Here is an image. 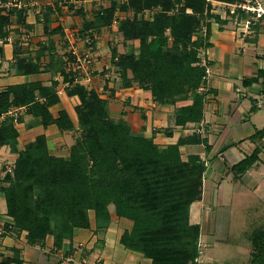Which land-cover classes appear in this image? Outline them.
<instances>
[{"label": "crops", "instance_id": "obj_1", "mask_svg": "<svg viewBox=\"0 0 264 264\" xmlns=\"http://www.w3.org/2000/svg\"><path fill=\"white\" fill-rule=\"evenodd\" d=\"M10 1L0 0L2 3ZM113 1L122 4L128 0H25L28 3L23 9L0 8V13H10L11 20L6 35L0 36V92L13 85L41 82L50 86L57 81L56 92L61 102L50 111L55 118L60 111H66L75 129L61 131L55 124L44 127L28 113V107H12L8 113L0 111V126L6 118L13 117L19 132V150L37 136L45 135L50 154L68 158L79 134L76 107L80 104L79 97L69 92L74 84L80 83L105 99L110 118L126 122L133 135L153 138L161 148L187 139L188 143L180 146L183 159L196 155L205 165L203 195L191 205L189 215L190 223L201 228L196 264H251L254 231L245 236L241 254L231 251L219 254L216 248L220 243L228 244L231 235L227 223L232 218L234 203L223 201L224 190L231 191L241 202H248L245 192L264 194V136H258L264 130V86L262 79L251 85L245 83L264 70V18L246 27V19L253 14L241 10V14L236 15L238 6L247 1L264 9V0H238L235 4L210 1V13L215 17L205 15L197 34L209 43L200 51L201 64L207 71L205 84L200 89L206 98L204 117L186 125H176V115L179 108L191 105L192 101L160 104L150 90L137 83L123 86L113 61V49L114 43H123L124 47L133 42L124 41L119 32L121 20L131 16L133 11H117L110 25L90 27L95 15L109 8ZM27 35L31 36L29 40ZM90 39L95 60L92 82L88 84L78 79L79 73L71 63L73 47L83 51L85 41ZM58 59L63 62V73L54 67ZM22 60L23 65L38 67L39 71L26 74L18 67ZM65 75L73 82L65 81ZM128 77L132 78L131 72ZM255 151L259 152V160L245 173L237 175L232 167ZM17 157L10 147L0 146V228L3 232L0 264H83V260L85 264L151 263L121 244L122 235L130 232L134 223L118 217L113 205L109 206L111 222L106 229H98L94 211H90V227L66 236L62 248H57L53 236H48L43 245L30 244L27 232L14 226L1 191L2 182L12 173ZM227 180L231 184L225 186ZM213 187H217V193ZM262 209L260 220L264 223ZM203 254L206 255L203 257ZM219 255L223 256L218 258Z\"/></svg>", "mask_w": 264, "mask_h": 264}, {"label": "trees", "instance_id": "obj_2", "mask_svg": "<svg viewBox=\"0 0 264 264\" xmlns=\"http://www.w3.org/2000/svg\"><path fill=\"white\" fill-rule=\"evenodd\" d=\"M210 1H113L90 23V27H104L113 22L117 11L135 13L121 20L119 32L124 41L139 42L138 52L115 51L114 64L123 86L137 83L150 90L160 104L192 101L179 108L176 125L199 122L204 117L206 98L200 89L207 71L201 64L200 51L209 43L197 34L205 15L215 17L210 13ZM155 9L158 12L151 19L138 18L140 13ZM10 23V13H0L1 37ZM23 63L20 61L18 67L26 74L39 71ZM54 67L63 73L62 60L58 59ZM259 79L264 86V70L245 83L251 85ZM65 81L73 79L65 75ZM57 85L53 81L50 86L41 82L9 86L0 92V111L28 107L38 124H55L61 131H73L75 125L66 111H60L57 118L50 111L61 102ZM69 93L77 95L80 104L76 107L79 135L68 158L52 156L45 135L19 150L13 117L0 126V146L18 154L12 173L1 187L14 226L27 232L32 245H43L48 236H53L57 248H62L66 236L90 227V211H94L98 229L108 228L109 206L113 205L118 217L134 223L121 238L127 250L149 259L150 264H196L201 228L190 223L189 215L191 205L203 195L205 165L196 155L183 159L180 146L188 140L161 148L153 138L133 135L126 122L113 121L107 101L95 90L76 83ZM258 136H264V130ZM258 154L255 151L232 170L242 175L259 160ZM252 242L251 264H264V229L255 232Z\"/></svg>", "mask_w": 264, "mask_h": 264}, {"label": "rangeland", "instance_id": "obj_3", "mask_svg": "<svg viewBox=\"0 0 264 264\" xmlns=\"http://www.w3.org/2000/svg\"><path fill=\"white\" fill-rule=\"evenodd\" d=\"M239 3H242V1H240ZM241 10L242 9H238V12L236 15L239 16L238 13L241 14L242 12ZM153 12L151 10L144 11L139 14L138 18L151 19L154 16V14L158 12V10L155 9ZM134 16H135V13L132 12L131 17H134ZM254 16L255 15H251V17H254ZM251 17L248 19H251ZM259 21L261 22V19H259ZM91 44H93L92 40H91ZM114 45H116V47L113 50L116 51L117 54H121L123 52L124 53L138 52V49H139L138 41L136 43L131 42L129 44H125L124 47H123L124 45L123 43L122 44L114 43ZM93 50H94L93 60H95V49L93 48ZM227 184L229 185L231 184V182L227 180L225 182V186H227ZM213 189L217 193V187H213ZM230 192L231 191L227 189L224 190L223 201L229 202L230 204H231L230 201H233L234 203V207L231 211V217H232L230 219L231 222L229 221L230 223L229 222L227 223V226L229 225L228 227H229V231L231 232V235H230V240L228 244L227 242H223V243H220L219 246L216 248L219 254H223L225 253V251L226 252L227 251L238 252L239 254L243 253V248H245L243 242L246 241L245 236L249 232H252V231L256 232V231L264 229V223L261 222L260 220L263 214L262 208H264V194H254L253 192H245V193H248L247 195L249 196L248 198L249 203H248L247 200H244V202H241L238 196L234 197L233 194H230ZM259 206H260V209H258ZM258 228H261V229H258ZM232 241H234V243H232ZM205 255L206 254H203L202 256L204 257ZM220 256H223V255H219L218 258H221Z\"/></svg>", "mask_w": 264, "mask_h": 264}, {"label": "built area", "instance_id": "obj_4", "mask_svg": "<svg viewBox=\"0 0 264 264\" xmlns=\"http://www.w3.org/2000/svg\"><path fill=\"white\" fill-rule=\"evenodd\" d=\"M251 1H247L243 4H240L238 7L242 9V11L246 13H252L255 15L254 17H251V19H246L245 24L246 27H249L251 25H254L259 19L264 18V9L260 7L259 5L255 6L254 4L250 3ZM28 3V2H27ZM25 0H11L7 3L0 2V8H18L23 9L26 4ZM33 4L36 3V1H32ZM237 7V6H236ZM232 13H235V10L232 11ZM31 38L30 35H27V39L29 40ZM85 43L87 44L83 51H79L76 47H73L72 49V55L74 56V61L71 63L72 68L79 73V80L83 79L88 84H91L92 82V66L94 63L93 55L94 50L91 45L90 40H86ZM2 229L0 228V235L2 234ZM83 264L86 263V261H81Z\"/></svg>", "mask_w": 264, "mask_h": 264}]
</instances>
